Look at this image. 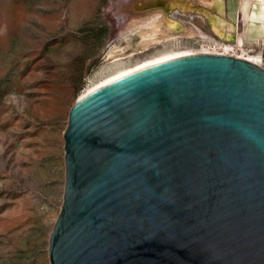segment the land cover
I'll return each mask as SVG.
<instances>
[{
	"label": "water",
	"instance_id": "95a60500",
	"mask_svg": "<svg viewBox=\"0 0 264 264\" xmlns=\"http://www.w3.org/2000/svg\"><path fill=\"white\" fill-rule=\"evenodd\" d=\"M50 264H264V70L199 55L78 104Z\"/></svg>",
	"mask_w": 264,
	"mask_h": 264
},
{
	"label": "rangeland",
	"instance_id": "374dc122",
	"mask_svg": "<svg viewBox=\"0 0 264 264\" xmlns=\"http://www.w3.org/2000/svg\"><path fill=\"white\" fill-rule=\"evenodd\" d=\"M111 1L0 0V264H50L49 239L63 204L69 112L110 67L108 52L124 47L116 34L118 14L108 8ZM165 12L181 23L178 32L182 25H197L204 39L178 36L124 60L123 66L176 49L204 52L218 42L195 14L199 9L192 15ZM207 13V20L220 21L215 12ZM225 24L232 27L233 21ZM257 43L243 47V55L261 52L263 57L264 42Z\"/></svg>",
	"mask_w": 264,
	"mask_h": 264
},
{
	"label": "bare ground",
	"instance_id": "6f19581e",
	"mask_svg": "<svg viewBox=\"0 0 264 264\" xmlns=\"http://www.w3.org/2000/svg\"><path fill=\"white\" fill-rule=\"evenodd\" d=\"M148 1H150L151 7L146 5ZM125 2L128 3L127 6ZM154 3L157 4L152 6ZM217 3L220 4L219 7ZM108 8L113 13L118 14L116 16L119 19L116 34L123 37L124 47L120 51L115 47L108 52L106 60L110 61V63L108 62L110 67L107 65L109 68L101 70L100 75L98 74L99 79L95 80L80 94L75 104L122 80L188 57L199 55L225 56L247 61L260 68L264 65V55L262 57L261 52L257 56H245L242 51L243 47L259 45L257 43L259 41L263 45L264 2L262 0H115L110 2ZM123 8L127 9V12H123L125 14L122 16ZM166 9H176L177 12L186 15H192L194 14L192 10L199 9V12L195 14L207 24L211 35L218 41L216 45L198 53L188 49V51L179 52H175L178 51L177 49L175 51L165 50L166 52L162 51L163 53H159L160 55L156 57L153 56V58L131 66H123L124 60L162 43L175 41L178 36L192 37L198 35L204 39V34L197 25H182L185 29L178 32L177 28L181 26V23L170 18L165 12ZM208 11L215 12L220 21L216 23L213 18L207 20ZM227 20L233 21L232 27L225 24ZM134 36L139 40L136 44H133ZM231 36H233L232 42L229 41ZM237 50H241V55L236 54ZM118 52H122V54Z\"/></svg>",
	"mask_w": 264,
	"mask_h": 264
},
{
	"label": "snow or ice",
	"instance_id": "6c2138e0",
	"mask_svg": "<svg viewBox=\"0 0 264 264\" xmlns=\"http://www.w3.org/2000/svg\"><path fill=\"white\" fill-rule=\"evenodd\" d=\"M262 2H264V0H262Z\"/></svg>",
	"mask_w": 264,
	"mask_h": 264
}]
</instances>
